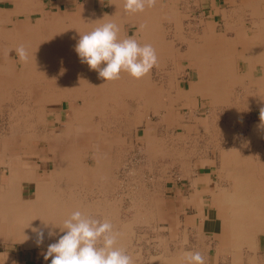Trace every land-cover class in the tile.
I'll use <instances>...</instances> for the list:
<instances>
[{"label": "bare ground", "instance_id": "bare-ground-1", "mask_svg": "<svg viewBox=\"0 0 264 264\" xmlns=\"http://www.w3.org/2000/svg\"><path fill=\"white\" fill-rule=\"evenodd\" d=\"M10 1L14 4L13 10L0 8V78L3 79L0 83V100H11L12 87L17 85L27 90L30 111L27 115L20 116V110L16 112L9 109L6 116L9 117L8 127L11 131L8 134H0V163L7 162L11 169L5 185L0 182V241L17 240L27 245L37 244L36 230H43L42 245L47 246L53 243L55 234L61 233L59 227H63V222L74 211L79 210L89 217V210H101L107 217L106 208L109 207L105 204L103 208H100L102 205L100 198L90 200L87 198L88 190L85 192L75 190V178L80 171L75 167L73 159L86 160L88 156L94 159L93 165L85 166L83 169L90 173L94 186L99 188L98 181L103 182V179L110 177L112 173L110 158L114 154V148L118 145L119 147L128 146L126 139L133 127L138 137V127L144 125L140 135L143 134L148 151L154 153L156 148L161 149L159 147L162 144L159 142L163 138L158 137H161L162 133L149 124L148 118H151L152 114L146 115L152 105L160 107L159 114L168 116L166 118L171 123L176 125L184 123L197 131L204 129L203 135L206 136L212 132L213 120L210 118L214 116L217 105L223 104V108L228 111L225 122L230 125V128L225 129L227 135L231 132V126L239 120L240 115L243 117V110L260 107L264 109V0H239L242 7L231 8L233 16L227 17L231 24L226 22L224 30L233 29V26L237 27L236 21L244 18L245 13H250L249 18L254 29L250 31L239 28L242 30L235 31L233 36L228 35L229 30L218 32L214 18L204 19L202 14L195 25L192 23L194 18L190 19L186 28L191 31L187 34L184 32L177 34L183 42L188 43L185 52L179 51L180 49L176 51L174 42L160 35L176 32L171 29L172 27L176 30L182 29V19L178 8H175V0H157L154 7L146 8L143 13L137 14L126 12L123 0H98L102 7L106 6V11H96L95 0H82L81 5L77 6L76 15L68 16L65 12L51 21H47L42 15L44 13L42 0ZM230 2L237 3V0ZM183 3L185 4V0ZM219 10L216 9V12L220 15L222 9L219 8ZM37 11L41 13V16H36L35 21L27 18V22L21 25L12 17L14 13L31 14ZM223 15L225 17V14ZM109 21L119 25L121 39L128 37L125 34V24L136 26L131 36L141 45L151 44L156 50L159 59L157 68L163 75L167 74V87H165L164 79L161 80V86L154 84L150 77L151 72L139 80L123 73L119 80L106 82L96 71L90 70L87 64L81 63L75 51L80 34L90 32L100 24ZM162 23L165 25L164 32L159 31ZM7 24L12 27L7 28ZM43 27L46 29L43 30ZM187 35L190 36L187 37ZM8 41H12L13 44L6 45ZM20 45H24L29 53L28 63L21 62L16 55L15 49ZM9 47L14 51L12 57L16 56L14 67L8 64L12 59L8 55ZM237 55L246 65V70L241 77L235 72L233 64ZM184 59L187 62L190 59L195 61L194 67L198 75L195 80H191L189 88L176 87L173 77L176 69L179 68V60ZM164 69H166L165 73ZM232 85L240 86L233 95ZM196 94L210 99V104H213L210 106V113L206 120L196 113L185 117L173 109L175 103L176 105L185 103L193 107L195 103H193V96ZM77 101L79 106L75 105ZM64 102H68V107L63 120L61 111L52 109V106ZM49 113H53L55 118L51 127L47 118ZM123 117L125 121L122 122ZM60 123L64 128L58 131L55 125ZM249 125L250 123L245 120L242 122V129L246 130L242 133L243 143L256 142V136L262 134V131L264 133V123L261 120ZM41 127L43 129H40ZM105 127L109 129L114 127V131L121 130L128 134L123 141L114 135L111 140L104 143L101 133H106ZM41 140L48 141L47 154H42L40 150L38 143ZM90 146L94 149L92 155H89L88 151ZM84 149L86 153L88 152L85 155ZM22 151L23 154H21ZM247 153L246 155L237 154V149L233 148L221 151V169H225V175L231 183L229 188L222 189L218 186L216 188L215 185L213 193L218 203L216 209L221 243L231 244L236 258L239 257L244 245L256 250V234L264 231V183L260 181L264 179L261 177L264 163H259L255 167L256 162L254 163L253 158L251 159L250 154ZM50 164H52L51 167ZM205 171V167L200 166L194 172L198 176H192L188 191L196 190L193 186L200 179L211 182L209 171L208 176L202 175ZM84 178L85 176L82 180ZM152 181L155 183V180ZM156 193L154 190L152 194L156 195ZM152 198H150V204L144 201L143 206L136 205L135 202L130 205L134 209L129 219L131 222L123 224L128 227V225L135 226V223L147 222L149 228L153 230L152 234L151 232L149 234L150 247L156 250L154 253H149L147 264H187L186 252H199L206 260L210 249L198 243L204 240L207 242L208 233L203 231L196 236V241L191 240V242L189 232L185 229L183 241L186 245L179 251L176 245L171 248L168 240L175 234L173 235V228L168 225L171 218L167 213L168 205L164 200H159L160 203L156 204V200ZM117 210L118 207L112 209L110 212L112 218L107 221L110 222L114 218L112 222H118V219L114 217V214L118 213ZM176 216L178 219V215H174V219ZM49 231H52L54 235L49 236ZM214 234L216 235V230ZM217 256L218 249L214 251L213 264H217Z\"/></svg>", "mask_w": 264, "mask_h": 264}, {"label": "rangeland", "instance_id": "rangeland-1", "mask_svg": "<svg viewBox=\"0 0 264 264\" xmlns=\"http://www.w3.org/2000/svg\"><path fill=\"white\" fill-rule=\"evenodd\" d=\"M230 1L231 0H227L226 5L218 6V8H216L218 10H219V8L222 9L221 14L220 15L218 14L219 16L216 19L217 31L218 32H227L229 30L228 35L232 34L231 36H233L235 31L242 30L239 28H244V30H250V31L254 30V29H252L253 28L252 21L249 18L250 13H248V14L245 13L244 18H242V19L239 18V20L236 21L235 24H237V27L233 26L234 27L233 29L228 28L227 30L226 29L224 30L226 22L229 25L231 24V21L227 18L229 16H233L231 13L233 10L231 8L233 6L242 7L241 3H239L240 2L239 0H237V3H232ZM81 2H82V0H42L43 9H44V13L42 15L45 16V19L47 21H51L53 18H56L57 16H62L65 12H67L68 16H73V15H76L77 6L81 5ZM175 2H176L175 8L176 9L178 8V12H179L180 17L182 19V29L176 30V28L172 27L171 29H174V31H176V32H174L170 35H165V34L164 35L160 34V35L164 36L166 39H168V41L169 40L173 41L174 42L173 43L174 48L176 49V51H178L180 49L179 51L185 52L188 48V43L183 42L182 39L177 34L179 32H181V33L184 32L187 34L189 31H191L189 28H186L190 22V19L194 18V19H192V23L194 25L197 24V22H199V19H198L199 16H201L204 12L206 13L207 10L206 11H204V10L207 8L208 5L206 4L205 0L202 1V3H200V4H199V0H194V1L193 0H190V1L185 0V4L183 3V0L182 1L175 0ZM105 4H106V1H105ZM0 8H5L7 10H13L14 4H12V2L10 0H0ZM94 9L96 11H106L107 8H106V6L102 7L98 3V0H95ZM241 12H242V9H241ZM241 12H239V13H241ZM239 13H238V15L241 16V14H239ZM206 14H208V12ZM223 14H225V17ZM47 15H48V17H47ZM36 16L37 17L41 16V13L39 11H37V12H33L31 14H29V13H20V14L14 13V14H12L13 20L18 21L20 25L27 22V18H30L31 20L35 21ZM203 17H204V19L206 18L204 16V14H203ZM226 19H227V21H226ZM233 22H235V21H233ZM129 25L130 24H125V27H124L125 34L127 36L133 35L134 30L136 28L135 25H130V26ZM6 27L11 28L12 26L7 24ZM164 27H165V25H164V23H162L159 31L164 32ZM45 29H46V27H43V30H45ZM192 29H194V28H192ZM189 36L190 35H187V37H189ZM5 44L6 45H12L13 43H12V41H8ZM238 49H239V47H238ZM4 51L6 52L5 49H4ZM8 51H10V53H8V55H10L12 57L14 54L13 49L11 47H9ZM236 57L234 59L235 61H233L234 68H235V72L238 74V76L241 77V75L246 70V65L244 64V62L239 60L238 55ZM15 61H16V56L14 55V57H12L11 61L8 62L10 67H14ZM158 61H159V59H158ZM194 65H195V61L192 59L188 60V62L185 59L183 61L179 60V63H178V67H179L178 70L179 71L176 69V72L173 75L176 87L177 86H181L184 88L190 87V84L192 82L191 80H195L198 76L196 73V69H195ZM170 69H171V67H170ZM163 71L165 73L166 69H164ZM150 77H151L152 82L158 86H161V80L164 79L165 80V87H167L166 82H167L168 76H167V74L163 75L161 73V71H159L157 66L151 70ZM2 81H3V79L0 78V83ZM232 87H234V88H232ZM232 87H231L232 95L235 94L237 92V90L240 89L239 85H237V86L232 85ZM12 88H13V91L11 92V95H10L11 100H0V134H8L11 131L8 127L9 117L6 116L9 109L14 110L16 112H18L20 110L19 111L20 116H21V114L27 115L30 111V107L28 106L29 94H28V92H26L27 90H24L17 85H14ZM173 90H175V89H173ZM193 103H194L193 107H190V106L186 105L185 103H180L177 105L175 103V104H173V106H174L173 109L175 112L179 111L178 113L181 115L182 114L185 115V117H188L191 113H196V115H198L202 119L206 120L208 113H210V106L213 105V104H210L211 100L196 94L193 96ZM70 104H72V102H70ZM75 105L79 106L78 101L76 102ZM67 107H68V102H64L63 104L58 103V104L53 105L52 109L54 108V110L56 109L57 111H61L62 119L64 120L66 117L65 113H66ZM149 109H150V111H148V113L146 114V115H149V113L152 114V117L148 118L149 124L153 128H157L159 133L160 132L162 133L161 137H158L159 139L163 138L161 141L162 143L159 142L160 144H162V146L159 147L161 149L156 148L157 150H155L154 153L148 151V148L145 145V139L143 137V134L140 135V133H142V131L144 129V125H140L138 127L140 138H139V136L137 137V135H135L136 130L133 127L132 129H130V134L126 139L128 146L127 147H123V146L119 147L120 145H118V147L114 148V154L110 158V167L112 169V173H110V177L104 178L103 182L101 181L102 183L100 182V180L98 181L99 185L98 184L97 185L99 186V188H96V186H94V184L91 180L90 173L83 169V167H85V166L90 167L91 165H93L94 159L90 158L89 156H88V158L86 157V160H78V158L73 159L75 167L77 168V170L80 171V173L75 178L76 179L75 180L76 183L74 185L75 190H80L82 192L83 191L85 192V190H88V196H87L88 199L91 200V199L100 198L101 204H102L100 208H103V206L105 204H107V206L109 207V208H106V214H108L107 217L103 213V211L91 209V210H89V218L97 219V220H100L101 222H103L105 220H109L112 218V215L110 213V212H112V209L118 207V209H120L119 212H121L122 220L127 221L132 217L131 214L133 213L132 211L134 210L130 207V205L137 203L136 205H139V206L142 205L143 206L144 201H148L150 204V198H152L154 196L155 198H152V199L156 200V204L160 203L161 200H164L167 203V205H168L167 208L169 209L168 213L171 216L169 222L172 221V215H175L176 213H178V220H179L178 224H180V222L185 219V216L187 214H193L192 210L190 209V206L187 203V201H183L181 196H182V194L183 195L189 194L188 188H189V185L191 184L192 176L197 175L196 173L194 174V172L197 169H199L200 166L202 168L205 167V170H206L205 172H203V174H202L203 176H205V175L208 176V174H207L208 171L211 173L210 185L207 183H201L200 184L201 189H206L203 192V193H205L203 197H204V201H206V203L210 202V198H211L210 189L214 188L215 185H216V188L219 187V189L229 188V184L231 183V180L228 178L227 175H225V172H226L225 169L224 170L221 169L222 168L221 167L222 157H221L220 153L222 150H229L232 148L235 150L237 149V154H240V155L243 153H244V155H246V153L248 152L247 154L248 155L250 154V156H251L250 158L251 159L253 158V162L254 163L256 162L254 165L255 167H257V165L259 163L260 164L264 163V143H263L264 142V133H263V131L261 132L262 134L258 135V137L256 136V142L246 141L243 143V141H242V139H243L242 133L246 132V130L242 129V122L245 120V121L249 122L251 125L252 122L260 120L261 110H255L257 108H249V109L243 110L242 111L243 117L240 115L239 120L231 126V132L227 135V134H225L226 133L225 129L230 128V125H228L225 122L228 118V111H227V109L223 108V104L217 105V107L215 109L216 112H215L214 116H212L210 118V120H213V122H211V126H212L211 131L212 132H209L211 134L207 135V136L203 135L205 133L204 129H201V131H197V130L193 129L192 127H190L189 125L188 126L184 125V123L183 124L181 123V125L180 124L176 125V123H171V121H169L166 118L168 116H162L159 114L160 107H158L157 105H152ZM170 110H172V109H170ZM47 118H48V123L50 124V127H51V124H54V121H55L54 114L49 113L47 115ZM123 120H124V117L122 118V122H123ZM184 120H187V119H184ZM220 120H222V121L224 120V121L222 122ZM112 123H113V120H112ZM112 123H108V124H112ZM55 127H57L58 131H60L61 129L64 128V126L61 123H60V125L59 124L55 125ZM105 128L107 129V130H105L106 133H101V135H103L104 143H107L108 140H111L114 135H116L117 137H120L121 141H123V139L126 138V134H128L127 132H123L121 130H119L117 132L114 131V127H113V129H109L107 127H105ZM40 129H43V127H41ZM214 130H216V131H214ZM213 133H214V135H213ZM222 133H223V135H222ZM183 134L186 136V138ZM216 137L218 140L216 139ZM209 141H211V142H209ZM166 142H168L169 144ZM203 142H204V144H203ZM189 143H190V145H189ZM196 143H198V144H196ZM38 145L40 147L42 154H47L49 152L47 140L46 141L45 140L39 141ZM243 147H244V149H243ZM83 151H84L83 152L84 155L88 153V152L87 153L85 152V149ZM88 151H89V155H92L94 149L90 146ZM180 151L182 153L184 152L183 156H182V153ZM21 154H23V151ZM258 155H260V158H258ZM29 157L31 158V156H29ZM51 166H52V164H50V167ZM10 170H11L10 166L7 162L0 163V182L2 184L4 183L3 185H5V182H6L7 176H8V172ZM132 170H134V171H132ZM153 173H155V174H153ZM82 174L85 176L84 180H82V178L84 177ZM153 176L155 178H153ZM119 177L121 178L120 180L117 179ZM261 177H264V171L261 173ZM138 179H140V180H138ZM152 180H155V183ZM260 181L262 183H264V179H263V181L262 180H260ZM103 183H105V184L103 185ZM114 184H115V188L112 189V186ZM155 184H156V186H155ZM154 190L157 192L156 195L152 194L154 192ZM24 193L26 194L27 192L24 191ZM104 194L105 195L107 194V195L103 196ZM145 194L146 195L149 194V195L146 196ZM84 198H85V196H84ZM142 198H143V200H142ZM129 209H130V211H129ZM113 220H114V218L112 219V221ZM158 223L161 225L160 221H158ZM135 224L143 225L140 232L143 231L144 236L143 237L138 236V237H140L139 241H141V244L143 241V244L141 246L144 247L143 250L145 253H147V257H148L150 252L154 253L156 250V248H152V246L150 247V236H149V234L151 231L153 232V230H151L149 228L147 222L135 223ZM181 224H182V222H181ZM152 232H151V234H152ZM61 235H63V233L59 232V233L55 234V236L53 238L59 239V237ZM178 239H181L180 236ZM189 239H190V241L192 240L191 233H189ZM158 241L159 240H157V242ZM208 254H210V255L214 254V248H211Z\"/></svg>", "mask_w": 264, "mask_h": 264}, {"label": "clouds", "instance_id": "clouds-1", "mask_svg": "<svg viewBox=\"0 0 264 264\" xmlns=\"http://www.w3.org/2000/svg\"><path fill=\"white\" fill-rule=\"evenodd\" d=\"M128 13H143L146 8L154 7L157 0H123ZM120 27L114 22L100 24L83 35L75 45L81 63L96 71L100 78L116 81L123 73L134 79L149 75L158 65L156 50L151 44L141 45L133 36L119 37ZM21 62H29V53L24 45L15 49ZM264 123V109L260 112ZM57 227V226H56ZM63 233L59 239L48 246L44 259L51 258V264H134L126 251L116 247L118 233L111 222H101L89 218L81 211H74L59 227ZM37 245L43 243V230H36ZM49 236L54 235L49 231ZM188 264H205L199 252H186Z\"/></svg>", "mask_w": 264, "mask_h": 264}, {"label": "crops", "instance_id": "crops-1", "mask_svg": "<svg viewBox=\"0 0 264 264\" xmlns=\"http://www.w3.org/2000/svg\"><path fill=\"white\" fill-rule=\"evenodd\" d=\"M202 1L204 0H199V4L202 3ZM205 1L208 6L204 11L207 10L206 13L208 12V14H206L205 12L203 14L210 20H212V18L217 19L219 15L216 12V8H218V6L226 5L227 3V0ZM255 110H262V108H257ZM117 179L120 180L121 178L119 177ZM200 182L210 185V182L202 181V179H200V181H198L197 184L193 186L196 188V190L193 191L191 189V192L188 191L189 194H182L181 196L183 201L186 200L188 202V205L190 206L193 214H187L185 216L186 218L181 221V225L178 224L179 221L177 219V216L176 219H174V215L172 216V221L168 222V225L173 228V235L175 234V236H170L169 240L167 239L171 245V248L176 245V249L179 251L183 246L186 245L185 241H183L185 231L191 233L192 241H196V236L200 235L203 231H206L208 233L207 242L206 240H204L200 241L198 244L205 245V247H209V249L214 248V251L218 249V256L216 259L217 264H264V231H259V233L256 234V250L250 249L244 245L242 246V250L238 258L235 257L234 248L231 246V244L221 243V236L218 234V211L216 209L218 203L213 197L215 188L210 189V202L206 203L203 197L205 194L203 192L206 189H201ZM113 188H115V184L112 186V189ZM191 202H193L192 205H190ZM119 211L120 209L117 210V215L114 214V217L118 219V222L110 221L113 225L114 231H118L119 234L116 247L126 251V253L132 257L134 264H147V254L143 250L144 247L141 246L143 244V241L141 244V241H139L140 237H138L144 236V232H140L143 225L134 224L135 226H123V224L130 223L131 220H122L120 215L121 212ZM168 211L169 209H167V213ZM132 215L133 213L131 214V216ZM175 215H178V213H176ZM208 223H210L209 226ZM214 230H216V235L214 234ZM179 236L181 239H178ZM57 240L58 239L55 238L53 243H55ZM48 246L49 245L45 246L42 244H40L39 246L37 244H32L30 246L22 241L2 240L0 241V264H51V258H49L48 260L44 259ZM251 256L253 257L251 258ZM213 263L214 254H209L208 258L205 260V264Z\"/></svg>", "mask_w": 264, "mask_h": 264}]
</instances>
